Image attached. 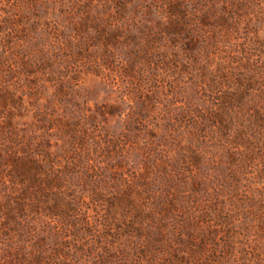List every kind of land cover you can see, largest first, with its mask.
I'll use <instances>...</instances> for the list:
<instances>
[{
	"label": "rangeland",
	"instance_id": "rangeland-1",
	"mask_svg": "<svg viewBox=\"0 0 264 264\" xmlns=\"http://www.w3.org/2000/svg\"><path fill=\"white\" fill-rule=\"evenodd\" d=\"M131 1L0 0V142L38 132L73 204L0 264L54 228L70 264H264V0Z\"/></svg>",
	"mask_w": 264,
	"mask_h": 264
},
{
	"label": "trees",
	"instance_id": "trees-1",
	"mask_svg": "<svg viewBox=\"0 0 264 264\" xmlns=\"http://www.w3.org/2000/svg\"><path fill=\"white\" fill-rule=\"evenodd\" d=\"M112 2L117 7V12H120L124 7L129 6L132 1L112 0ZM228 97L231 101H241L236 100L230 94H228ZM14 128L17 131V128ZM16 134L17 137L10 138L11 141L6 143V145L0 142V173H6L5 180L7 179L8 182L12 181L15 183L17 179L26 186L24 192H17L18 190L2 192L3 196L0 199V235L9 238H11L12 233L19 230L18 228L22 224H26L30 233L34 235L35 232L30 229L45 220L42 217L43 213L50 218L58 216V212L61 211H68V214H70L73 206L72 202L66 203V201H63L62 194L58 192L54 193L57 196L56 202H52L49 199L48 194L59 188L57 186L59 183L65 181V177L62 176L63 172L60 174V167L63 169L65 165H62L57 158H54L55 154L52 152L51 145H43V138L39 137L38 132L34 133V135ZM44 167L48 170H43ZM131 187L130 184H127L126 188L125 186L120 188L124 191L123 195L133 197L134 193ZM70 191V189H66L63 190V193ZM31 212L32 214H30ZM32 215H37L39 220H33L30 217ZM52 231L45 233L44 230L40 241L41 244L35 243L32 245L31 252L23 255L21 261L26 264H70L69 251H65L62 248L64 244L59 241V238L62 237L60 229L56 230L54 228ZM48 239H51V243L45 244ZM49 247H51V250L47 249Z\"/></svg>",
	"mask_w": 264,
	"mask_h": 264
}]
</instances>
